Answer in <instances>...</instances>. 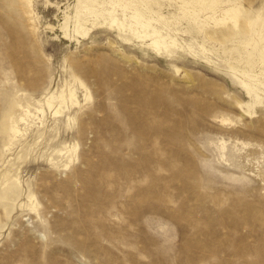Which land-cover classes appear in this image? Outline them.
Instances as JSON below:
<instances>
[{"label":"rangeland","instance_id":"rangeland-1","mask_svg":"<svg viewBox=\"0 0 264 264\" xmlns=\"http://www.w3.org/2000/svg\"><path fill=\"white\" fill-rule=\"evenodd\" d=\"M136 1L193 51L158 52L102 22L69 38L77 0H35V22L21 0H0V264H264V95L243 82H264V64L237 42L255 44L248 22L264 0H239V28L211 24V37L179 12L191 0ZM76 76L81 104L5 151L10 104ZM55 141L77 143L70 166L69 153L50 162Z\"/></svg>","mask_w":264,"mask_h":264},{"label":"bare ground","instance_id":"bare-ground-1","mask_svg":"<svg viewBox=\"0 0 264 264\" xmlns=\"http://www.w3.org/2000/svg\"><path fill=\"white\" fill-rule=\"evenodd\" d=\"M201 1L202 0H191V3H180L179 12L184 16H188L189 21L195 23L205 36L211 37L209 31L206 30L211 24L216 26L226 24L236 29L239 28L240 16L242 13V4L239 0H224L222 6H219L215 11L210 9L209 6H204ZM21 2L26 7L29 18L35 22L37 15L35 0H21ZM213 3H215L214 0L209 4L212 5ZM142 4L146 11L139 8L136 0H102V2H98V0H77L74 18L70 21L71 24L65 35L69 38H72L74 35L78 38L88 36L90 31L102 22L110 26H115L120 29V31L131 32L135 37L139 38V40H144L158 52L162 50H171V48H188L193 51L192 46L185 43L186 41L181 42L177 37L170 34L169 31H165V29H169L170 31L172 29L167 26L162 15L153 12L144 2ZM119 14H122V17H120ZM259 21H261L260 24ZM176 22H178V20H174V24ZM248 23L255 34V44L248 39L240 38L237 42L242 50L239 52V46L236 47V50L239 52L240 58H242L243 55L250 56L257 51L262 65L264 64V18L258 17L256 20H250ZM256 23L260 26L256 25ZM161 24L165 26V29L160 27ZM34 27L37 29L36 25ZM173 30L175 32L179 31L174 27ZM200 47L205 53L209 51L203 43L200 44ZM76 82L81 88L89 90L85 82L76 76L74 83L65 84L61 89L48 92L42 98H39L35 105L28 99L23 101L20 100L18 105H16V101L12 102L4 111V117H6L4 122L5 130L3 131L4 143L6 145L4 148L5 151H10L21 136L30 134L35 124L40 123L41 126H44L49 116L60 118L65 110L64 107H69L70 102H73V100H76L75 107L80 105L81 100L75 87ZM243 82L248 91L255 95L257 99H259L262 94L264 95V82L246 77H244ZM25 96L26 95L21 92V97L23 99H25ZM90 96V93H87L86 98L88 99ZM254 103L255 102L252 101L248 110L243 108V111L245 113H252ZM239 105L243 107L242 103ZM17 110H20L19 113H16ZM68 118L70 122L74 121L73 116H69ZM221 120L226 123L232 119L229 116H223ZM54 144L57 149L55 153H52L50 162L54 165H60L61 161L69 153V155L73 154L74 157L70 158L69 164L66 163L67 166L65 167L70 166L77 156V143L70 142L65 146H60L61 144L59 141H55ZM43 147H45V145L40 148ZM21 184L22 180L16 178L13 188L14 195L18 196L20 194ZM35 199L36 197L34 195L30 196V200L34 201Z\"/></svg>","mask_w":264,"mask_h":264}]
</instances>
